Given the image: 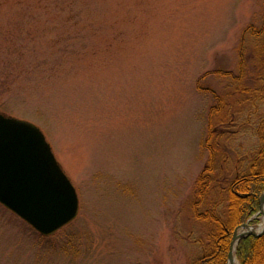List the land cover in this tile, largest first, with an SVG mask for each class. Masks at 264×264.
I'll list each match as a JSON object with an SVG mask.
<instances>
[{
	"label": "rangeland",
	"instance_id": "374dc122",
	"mask_svg": "<svg viewBox=\"0 0 264 264\" xmlns=\"http://www.w3.org/2000/svg\"><path fill=\"white\" fill-rule=\"evenodd\" d=\"M263 22L264 0H0V113L79 202L49 237L0 205V264H193L261 164Z\"/></svg>",
	"mask_w": 264,
	"mask_h": 264
},
{
	"label": "water",
	"instance_id": "95a60500",
	"mask_svg": "<svg viewBox=\"0 0 264 264\" xmlns=\"http://www.w3.org/2000/svg\"><path fill=\"white\" fill-rule=\"evenodd\" d=\"M263 201L264 192L260 197L261 213ZM0 205L42 237L52 236L70 224L79 208L76 190L42 131L30 122L1 113ZM239 228L245 231L237 234ZM239 228L232 235L227 264L236 258L235 249L241 239L264 235V227L255 230L245 223Z\"/></svg>",
	"mask_w": 264,
	"mask_h": 264
},
{
	"label": "trees",
	"instance_id": "16d2710c",
	"mask_svg": "<svg viewBox=\"0 0 264 264\" xmlns=\"http://www.w3.org/2000/svg\"><path fill=\"white\" fill-rule=\"evenodd\" d=\"M262 29L264 30V22ZM261 144L262 147L257 154L261 161L259 169L256 171L253 165L249 174L233 180L228 190L225 220L209 219L214 231L203 253L193 264H227L235 229L245 222L250 225L258 223V219L253 217L259 212V199L264 191V134L261 137ZM201 177L202 174L198 177L196 185L199 184ZM235 257L239 264H264V235L241 239L236 246Z\"/></svg>",
	"mask_w": 264,
	"mask_h": 264
},
{
	"label": "bare ground",
	"instance_id": "6f19581e",
	"mask_svg": "<svg viewBox=\"0 0 264 264\" xmlns=\"http://www.w3.org/2000/svg\"><path fill=\"white\" fill-rule=\"evenodd\" d=\"M262 213L264 214V201H263V204H262ZM263 227H264V217L262 218V221H261V223L259 225L258 230H261ZM244 231L245 230L243 228H239L237 230V234H242ZM235 245H236V240L233 242L232 251H234ZM231 264H238L234 257L232 258Z\"/></svg>",
	"mask_w": 264,
	"mask_h": 264
}]
</instances>
